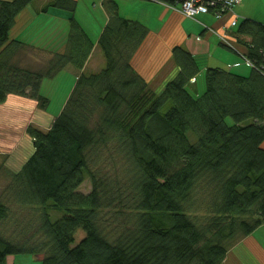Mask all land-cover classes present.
Returning a JSON list of instances; mask_svg holds the SVG:
<instances>
[{"label":"trees","instance_id":"1","mask_svg":"<svg viewBox=\"0 0 264 264\" xmlns=\"http://www.w3.org/2000/svg\"><path fill=\"white\" fill-rule=\"evenodd\" d=\"M32 1L0 0V104L20 96L46 110L42 80L67 66L78 73L48 128H26L31 154L16 168L0 161V264H222L264 224V25L245 19L233 34L248 76L209 67L196 95L188 85L198 66L176 46L178 70L155 91L131 65L148 30L113 1L102 3L105 64L92 73L75 0L44 9L70 13L63 51L13 38ZM25 49L45 54L44 64L21 63Z\"/></svg>","mask_w":264,"mask_h":264},{"label":"crops","instance_id":"2","mask_svg":"<svg viewBox=\"0 0 264 264\" xmlns=\"http://www.w3.org/2000/svg\"><path fill=\"white\" fill-rule=\"evenodd\" d=\"M48 1L33 0L26 7L21 18V21L25 24L21 30L15 33L13 38L41 50L59 53L63 51L66 41L70 13L53 7H46V10H44ZM75 1L77 7L73 12V16L93 43V48L84 69H86V72L89 70L88 73L98 72L102 70L105 59L97 43L108 19L102 3L110 0ZM111 1L117 4L120 17L142 24L148 30L147 36L133 55L131 65L145 81L154 87L155 91L161 89L164 82L173 77L178 70L171 59V50L176 46L191 53L198 66L195 81H191L188 85L196 95H200L204 90L202 80L205 77L204 72L209 67H221L240 76H248L251 73L252 66L246 60L248 51L244 45L235 41L233 34L239 23L245 19H252L264 25V0H241L233 8V11H229L218 19H215L212 13H207L197 15L195 20L185 18L179 12L173 11L168 4L147 0ZM36 20H38L34 28L36 29V35L28 36L26 34L27 27L31 23H35ZM235 20L236 24L232 25ZM219 35L223 36L229 45L225 44L219 38ZM95 58L97 63L94 68L89 67V63L91 62L92 66ZM68 95L61 98L63 103H61L60 109ZM6 102H8V99L4 103ZM36 125L41 127L43 124L38 123ZM256 231L257 229L244 239L248 240V245L250 242L255 243L256 250L259 255H262V262H264V246L258 241V238H255ZM227 260L228 257L223 262L225 263ZM22 261L16 257L9 258L7 264H21Z\"/></svg>","mask_w":264,"mask_h":264},{"label":"rangeland","instance_id":"3","mask_svg":"<svg viewBox=\"0 0 264 264\" xmlns=\"http://www.w3.org/2000/svg\"><path fill=\"white\" fill-rule=\"evenodd\" d=\"M37 23L38 20L27 27L26 34L28 36L36 35V29L34 28ZM45 56V54L40 55L38 53L37 55L34 51L25 49V51L19 54L18 60L25 65L28 64L38 67L44 64ZM96 63L97 60L95 58L92 66L91 62L89 63V67L94 68ZM65 68L54 78L42 80L40 92L49 100L46 110L39 108L32 100L20 96H11L8 98V102L0 105V161L3 166L9 169L16 168L29 154H31L33 150L32 139L31 137L29 138L26 133L27 127L34 126L39 130H46L50 125L51 119L59 114L61 103H63L61 102V98L71 92V86L74 81H76L75 76L78 73L75 69H70L71 66ZM88 72L89 70H87V73ZM202 83L204 85V78ZM38 123L43 125L38 127L36 125ZM3 185L4 180L0 177V189ZM90 187V182L86 179V181L80 185L79 189L81 192L87 193ZM27 211L28 210H24V213ZM24 213H21V215H18L16 218L24 221V218L31 217L29 213L26 215H24ZM256 232L255 238H258V241L264 246V224L259 227ZM81 235L82 232H79L76 239L77 242ZM248 243L246 239L240 240L237 245L230 249L231 251L229 250L230 252L228 251L229 253L226 254L228 260L222 264H264V262H262L263 257L257 252L256 246L254 245L255 243L250 242L251 245H248Z\"/></svg>","mask_w":264,"mask_h":264},{"label":"built area","instance_id":"4","mask_svg":"<svg viewBox=\"0 0 264 264\" xmlns=\"http://www.w3.org/2000/svg\"><path fill=\"white\" fill-rule=\"evenodd\" d=\"M150 2H157L165 4L173 10L179 12L185 18L195 20L199 14L212 13L215 19L221 17L222 14L233 11V8L241 2V0H172L173 3H166L160 0H147ZM236 21L232 22L234 25ZM219 38L225 43L228 42L225 38L219 35ZM229 45V44H228ZM262 59L264 61V45L262 47Z\"/></svg>","mask_w":264,"mask_h":264}]
</instances>
